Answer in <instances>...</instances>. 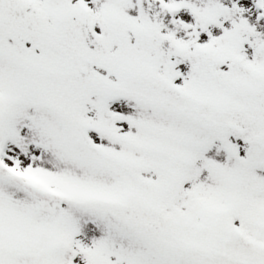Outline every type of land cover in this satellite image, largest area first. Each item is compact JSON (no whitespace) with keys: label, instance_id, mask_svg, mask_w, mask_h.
I'll use <instances>...</instances> for the list:
<instances>
[{"label":"snow or ice","instance_id":"6c2138e0","mask_svg":"<svg viewBox=\"0 0 264 264\" xmlns=\"http://www.w3.org/2000/svg\"><path fill=\"white\" fill-rule=\"evenodd\" d=\"M0 264H264V0H0Z\"/></svg>","mask_w":264,"mask_h":264}]
</instances>
